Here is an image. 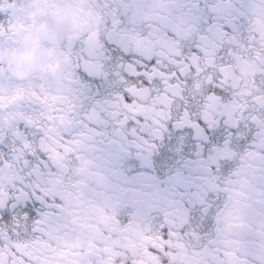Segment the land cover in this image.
<instances>
[{"label": "flooded vegetation", "instance_id": "af4514ba", "mask_svg": "<svg viewBox=\"0 0 264 264\" xmlns=\"http://www.w3.org/2000/svg\"><path fill=\"white\" fill-rule=\"evenodd\" d=\"M184 4L0 0V114L11 121L24 104H56L73 53L98 47L106 29H118L137 51H176L163 33L194 28ZM235 4V43L219 68L229 96L208 92V78L192 92L212 124H235L247 112L250 142L221 145L211 171L191 147L145 156V166L121 162L91 138L54 152L57 174L48 192L59 198L55 223L30 230L21 217L0 222V264H264V0ZM133 91L148 100L147 90ZM158 102L137 107L150 112Z\"/></svg>", "mask_w": 264, "mask_h": 264}, {"label": "snow or ice", "instance_id": "6c2138e0", "mask_svg": "<svg viewBox=\"0 0 264 264\" xmlns=\"http://www.w3.org/2000/svg\"><path fill=\"white\" fill-rule=\"evenodd\" d=\"M184 8L191 10L194 28L183 35L171 29L163 33L176 51L161 55L159 45L137 51L123 42L118 29H106L98 47L73 53L56 104H24L11 121L0 114V222L21 217L30 230L55 223L59 198L48 192L57 174L54 152L85 138L114 149L121 162L135 160L142 166L145 156L191 147L200 162H208L209 171L221 145L233 138L250 142L247 112L235 124L223 118L212 124L200 114L202 98L192 92L196 81L208 78V92L229 96L219 68L235 43V0L230 6L225 0H185ZM133 89L147 90L148 100H140ZM152 100L159 101L152 111L138 109Z\"/></svg>", "mask_w": 264, "mask_h": 264}]
</instances>
